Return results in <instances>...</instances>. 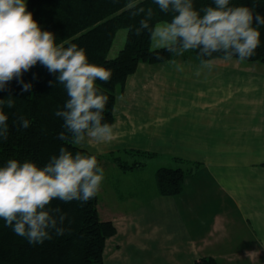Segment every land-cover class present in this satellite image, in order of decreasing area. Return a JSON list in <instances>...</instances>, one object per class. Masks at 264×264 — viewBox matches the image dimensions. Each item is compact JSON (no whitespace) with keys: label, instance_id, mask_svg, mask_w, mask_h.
I'll return each instance as SVG.
<instances>
[{"label":"crops","instance_id":"1","mask_svg":"<svg viewBox=\"0 0 264 264\" xmlns=\"http://www.w3.org/2000/svg\"><path fill=\"white\" fill-rule=\"evenodd\" d=\"M212 59L199 76L188 53L139 62L116 89V138L78 145L102 155L97 210L116 229L104 264H264V62ZM161 166L187 169L179 193L159 194Z\"/></svg>","mask_w":264,"mask_h":264},{"label":"clouds","instance_id":"2","mask_svg":"<svg viewBox=\"0 0 264 264\" xmlns=\"http://www.w3.org/2000/svg\"><path fill=\"white\" fill-rule=\"evenodd\" d=\"M159 10L171 13L170 21L149 22L152 8L147 11L139 0L124 5L133 16L144 14L136 35L149 33L152 43L176 56L195 51L202 70L211 72L215 66L213 54H222L225 61L235 57L239 62L255 55L260 45L259 26L264 15L253 13L246 6H230V0H212L197 9L193 0H153ZM255 25V26H254ZM159 58V57H158ZM168 63L183 71L175 59ZM40 64L55 76V83L63 85L67 100L54 115L63 120L65 132L59 139L73 145L109 143L116 138L115 126L104 121L109 97L96 87V82L108 83L110 69L90 63L86 51L76 44H57L53 32L43 30L27 10L26 0H0V91L8 90L11 81L21 85V94L30 92L32 84L23 79L25 73ZM35 74L33 79H35ZM54 82L49 81L53 86ZM9 95L7 106L13 107ZM8 117L0 111V139H7ZM19 128L27 129L30 121L20 117ZM104 169L95 155L79 151L75 154L65 147L50 157L43 167L35 162L9 159L0 166V219L13 232L38 245L52 239V232L62 236L66 213L50 207L54 200L64 203H87L96 197L104 181Z\"/></svg>","mask_w":264,"mask_h":264},{"label":"trees","instance_id":"3","mask_svg":"<svg viewBox=\"0 0 264 264\" xmlns=\"http://www.w3.org/2000/svg\"><path fill=\"white\" fill-rule=\"evenodd\" d=\"M128 0H27V10L43 30L54 33L57 44H76L86 51L90 63L110 69L112 76L108 83L96 82V87L109 97L104 110V121L113 122V109L116 89L122 87L129 74L139 62L160 63L175 54L151 46L149 33L143 31L136 35L139 21L144 14L133 16L124 5ZM197 9L208 6L212 0H193ZM246 6L253 13L264 15V0H230V6ZM139 6L145 10L150 7L153 16L150 24L170 21L172 14L161 12L153 0H139ZM255 26V25H254ZM120 28L126 29L124 42L114 56L109 51ZM260 45L255 55L247 60L264 62V26H259ZM196 59V52L189 51ZM222 56V54H213ZM159 57V58H158ZM35 74L36 78L33 79ZM26 83L32 84L30 92L21 94V85L13 80L8 90L0 91V111L7 115L9 132L7 139H0V166L9 159L21 162L30 160L43 167L51 156L58 154L61 147L86 155H95L100 165L102 155L93 153L78 145L59 139L65 132L63 120L54 115L63 108L67 95L63 85L55 83V76L46 68L37 64L24 74ZM53 81V86L49 85ZM11 95L13 107L7 106ZM20 117L30 121L27 129L19 128ZM126 151V150H125ZM131 151V150H127ZM134 154L150 156L144 150H133ZM110 156L122 168H131L143 164L136 160L127 162L119 155L110 152ZM192 168V167H191ZM187 169L180 166H161L155 171L157 190L161 195H174L183 189V180ZM50 207H59L66 213L62 236L52 232V239L43 244H29L26 238L16 235L12 228L0 219V264H104L103 249L105 240L115 233V226L110 220L99 217L97 195L87 203L72 201L64 203L54 200ZM194 264H218L210 256H202Z\"/></svg>","mask_w":264,"mask_h":264},{"label":"rangeland","instance_id":"4","mask_svg":"<svg viewBox=\"0 0 264 264\" xmlns=\"http://www.w3.org/2000/svg\"><path fill=\"white\" fill-rule=\"evenodd\" d=\"M125 35H126V29L125 28H120L117 31L116 36H115V39H114L113 44L111 46V49L109 51V55L110 56H114L115 55L117 49H119V47L124 42ZM153 45H155V44L151 42V46H153ZM105 263L108 264V262H105Z\"/></svg>","mask_w":264,"mask_h":264}]
</instances>
